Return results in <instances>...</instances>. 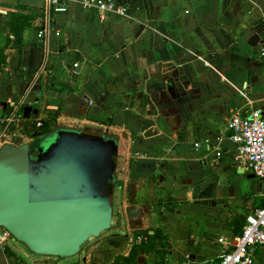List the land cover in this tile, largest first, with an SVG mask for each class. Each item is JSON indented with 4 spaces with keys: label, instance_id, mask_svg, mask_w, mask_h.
Listing matches in <instances>:
<instances>
[{
    "label": "crops",
    "instance_id": "1",
    "mask_svg": "<svg viewBox=\"0 0 264 264\" xmlns=\"http://www.w3.org/2000/svg\"><path fill=\"white\" fill-rule=\"evenodd\" d=\"M105 1L127 13L101 17L82 0H60L67 10L49 14L48 0H0V115L27 95L34 121L118 142L121 216L90 255L60 264H113L147 231L168 243L166 264H218L264 206V179L243 165L227 130L236 110L254 107L264 119V0ZM12 11L31 17L23 45L6 28ZM139 205L131 222L126 208ZM17 250L23 264L46 262ZM149 254L142 263L159 259ZM254 264H264V246Z\"/></svg>",
    "mask_w": 264,
    "mask_h": 264
},
{
    "label": "water",
    "instance_id": "2",
    "mask_svg": "<svg viewBox=\"0 0 264 264\" xmlns=\"http://www.w3.org/2000/svg\"><path fill=\"white\" fill-rule=\"evenodd\" d=\"M32 111L24 107V135L0 146V227L33 254L73 257L112 228L118 142L67 127L42 134ZM126 212L136 221L143 206H129Z\"/></svg>",
    "mask_w": 264,
    "mask_h": 264
},
{
    "label": "built area",
    "instance_id": "3",
    "mask_svg": "<svg viewBox=\"0 0 264 264\" xmlns=\"http://www.w3.org/2000/svg\"><path fill=\"white\" fill-rule=\"evenodd\" d=\"M82 5L97 7L101 17L108 13H127L126 7L113 1L82 0ZM47 6L49 14L67 10L60 0H48ZM45 32L46 30L41 31L40 35L44 36ZM45 72L44 64L37 73V79ZM30 104L27 95L9 102L8 110L0 115V146L10 141V138L15 140L20 135L17 129L21 127L24 107ZM35 124L38 130L42 126V120L37 119ZM227 130L230 137L240 146L243 165L264 179V119L260 111L254 107L249 111H234L227 121ZM12 238L8 230L0 227V252L3 255H6L8 248L13 247ZM261 246H264V206L251 213L242 231L226 241V252L218 264H254L255 252ZM179 264L189 263L183 261Z\"/></svg>",
    "mask_w": 264,
    "mask_h": 264
},
{
    "label": "trees",
    "instance_id": "4",
    "mask_svg": "<svg viewBox=\"0 0 264 264\" xmlns=\"http://www.w3.org/2000/svg\"><path fill=\"white\" fill-rule=\"evenodd\" d=\"M24 9L25 7H21ZM31 17L28 14L12 11L8 13L7 20V31L9 34L14 35V41L17 45H23L25 43V31L31 28ZM7 62V54L5 53V47L1 44L0 35V71L3 69ZM57 115V113H55ZM56 118L52 124L48 123L45 119L42 120V126L38 129L42 134H48L58 128ZM147 239L140 243H135L130 251V253L125 255H119L113 264H144L141 262V253L149 254L155 252L159 259L155 261L154 264H166L165 256L168 253V243L163 242V236L159 231L154 234L146 232ZM10 250V248H8ZM11 253V251H10Z\"/></svg>",
    "mask_w": 264,
    "mask_h": 264
},
{
    "label": "rangeland",
    "instance_id": "5",
    "mask_svg": "<svg viewBox=\"0 0 264 264\" xmlns=\"http://www.w3.org/2000/svg\"><path fill=\"white\" fill-rule=\"evenodd\" d=\"M37 142H35L33 144V147L37 146ZM114 201H113V205H114ZM114 220H113V224L115 223L116 221V218L120 217L121 216V213L119 211V204L116 203V205H114ZM125 224V222H124ZM109 231L110 230H107V231H104L99 237L97 238H91L84 246H83V251L81 252V254L79 255H82V253H84V255H90V249L96 245V243H98V241L102 238H105L107 235H109ZM12 242H13V247L10 248V250H7V253L6 255H3L2 252H0V263L1 264H23L21 263L22 261H19L20 258L18 257L17 252V248L18 247H21L23 249H25L26 252L30 253L33 257H35V261H46V262H55L56 264H60V262L62 261V258H58V257H53V256H41V255H36V254H33L31 253L28 248L26 247L25 244L21 243L20 241H18L15 237L12 238ZM11 251V253H10ZM76 258L78 259L79 261V256ZM155 257H159L157 256L156 253L152 252L148 255V260H150V262H154L155 260ZM80 262V261H79ZM75 264H78V262H76Z\"/></svg>",
    "mask_w": 264,
    "mask_h": 264
}]
</instances>
